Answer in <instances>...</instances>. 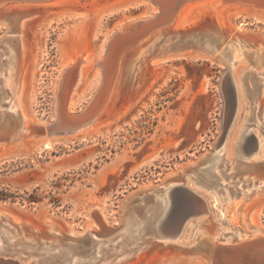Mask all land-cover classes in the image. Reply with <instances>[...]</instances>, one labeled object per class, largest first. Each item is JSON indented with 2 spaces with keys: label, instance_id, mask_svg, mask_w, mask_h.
Returning a JSON list of instances; mask_svg holds the SVG:
<instances>
[{
  "label": "rangeland",
  "instance_id": "1",
  "mask_svg": "<svg viewBox=\"0 0 264 264\" xmlns=\"http://www.w3.org/2000/svg\"><path fill=\"white\" fill-rule=\"evenodd\" d=\"M50 3L52 1L31 3L40 8H21L24 3L0 6V106H3L0 107V131L3 128L12 129L17 124V117L4 110L9 106V101L15 105L14 109L19 108L16 113L22 111L26 118L31 117L46 125L58 122L54 109L57 95H60L61 102L67 101L69 97L65 100L64 94L72 75L68 73L59 88V76L63 68L77 61L82 52L86 57L101 51L103 53L118 29L135 24L152 12L140 0H67L58 5ZM203 7L188 14L189 23L185 28L174 27V30L184 31L196 27L216 14L227 30H234L239 23H244L237 35H228L224 42L221 39L218 47H214L215 51L219 50L217 54L222 52L220 61L178 59L164 65L157 75L155 67L149 66L142 70L140 62L133 74L124 72L120 76L117 92H122L123 98L99 117V132L86 138H82L80 132L55 135L59 138L58 142L52 148H43L39 140L43 139L45 126L37 125L41 135L28 138L25 145L13 148L15 144L1 141L0 147H5L0 149V208L16 223L23 222L19 226L20 230L9 225L10 230L18 234L15 238L18 246L22 244L19 237H25L27 241L48 242L57 246L52 249L54 258L55 252L63 249V246L79 245V248L70 252L71 257L65 264H73L77 259L82 260L79 264H106V260H111L109 264H151L153 258L162 260L163 264L164 258L171 256H180L177 259L183 264V261L191 262L193 251L189 247L203 238V234L199 237L200 233L205 232L213 241L227 243V238L234 232L244 236L251 234L252 222L264 231V203H258L264 196L243 201L242 195L236 199L225 193L207 197L210 212L202 217L208 219L205 225L212 232L198 226L199 221H202L198 217V220L194 218L187 223L179 240L155 239L143 229L138 233V239H133L134 243L137 240L136 243H140L135 249L131 246L136 243L130 246L124 243L117 245L124 238L123 230L128 225L137 228L147 221V209L153 205V201L144 199L142 202L133 201L124 210L126 204L133 200L132 193L137 189L162 183L165 177L173 173L165 185L184 183L190 188L206 192L199 178L200 171L214 155L210 152L213 142L218 140L233 112V107L224 103L223 93L227 97V92L224 85L220 86L224 83L222 77L225 70H230L235 76L239 89V104L228 138L232 135L237 139L242 131L253 130L260 142L259 154L257 152L258 156L255 154L253 158L264 159V80L255 91L257 96L250 98L242 80L245 72L243 66L249 64L247 59L244 60L246 49L235 41L238 35L254 42L264 41V18L257 19L230 10L219 12L218 4L216 9ZM29 17L31 24L22 26ZM20 36H25L28 43L27 54L23 57L20 53ZM166 43L177 45L182 42L173 38ZM14 51L20 53L15 61H18L16 79L21 82L18 85L15 82L14 86L18 87L11 89L8 87L6 67L9 66L8 55ZM159 52L160 49L154 47L152 53L146 56ZM89 70L88 77L81 79L75 92L76 101L72 102L73 109L70 111L74 117L88 115L91 108L88 107L89 100L101 82L100 76L96 74L97 67L92 66ZM146 74H150L153 79L151 89L139 99L128 101L127 94L133 92ZM19 85L20 90L17 92ZM69 92L70 88L66 94ZM17 98H21L20 105ZM226 144L222 152V169H225L224 161L228 160ZM182 167H185L184 170ZM223 183L226 181L223 180ZM159 188L164 189L166 186ZM244 192L250 193V190L245 189ZM241 201L237 210L235 206ZM140 210L143 213H138ZM250 220L251 223L248 222ZM243 227L248 233L243 232ZM87 228L92 232H87ZM5 235L10 236L11 233ZM188 242L191 244L186 246ZM179 243L185 246H178ZM101 246L103 250L100 252ZM9 251L4 252L8 255L0 252V257H17ZM126 255V260L118 261ZM144 258L149 260L144 262ZM55 260L56 257L52 264H57Z\"/></svg>",
  "mask_w": 264,
  "mask_h": 264
},
{
  "label": "bare ground",
  "instance_id": "2",
  "mask_svg": "<svg viewBox=\"0 0 264 264\" xmlns=\"http://www.w3.org/2000/svg\"><path fill=\"white\" fill-rule=\"evenodd\" d=\"M50 1H52V3H50V4L58 5V4L64 3L67 0H0V6H3L4 4H8L10 6V5L15 4V3H24V4L28 3L27 5L23 4V6H20V7L21 8H27V7L33 6L34 8H40V7H36L39 5H35V4L31 5V3H46V2H50ZM140 1L145 3L146 6L148 5L147 7L152 9V12L150 15L144 16L140 21L136 22L135 24H129L128 26L121 27L120 29H118L112 35V38L110 39V42L107 45L106 50L103 51V53L101 51V52H98V54H96L94 56L86 57L84 52H82V55L77 59V61H75L74 63H69L65 68H63V70L59 76V84H58L59 88H61L60 83L62 84L63 78L68 73H71L72 75H70L71 78L68 79L67 86H66V91L70 88V92H69V94L68 93L66 94V91H65V94H64L65 100L67 97H69V98H67V101L61 102L62 99L59 97L60 95L59 96L57 95V100H56V104H55L54 109H55V114L57 116L58 122H56L55 124L46 125V124H41L38 120L33 119L31 117L26 118V116H24L25 113L23 114L22 111L19 113H16V111L19 108L14 109L15 105L10 104L12 101H9V106L7 107V109H4V110L5 111L8 110L11 114H13L14 116L17 117V119H16L17 124L12 129L11 128L10 129L8 128V130H6L4 128H3V130L1 129L0 135L1 134H3V135L0 136V144H2L1 143L2 140H5L9 143L15 144V145H12L13 148L21 146L23 144L24 145L27 144L26 142H27L28 138L41 135V131L37 128V125L45 126L43 139L39 140L41 142V145H43V148H52L55 145V142L59 139V138L54 137L55 135L75 134V133L80 132L81 137L86 138V137H89V136L99 132V127L101 125V122H98L99 117L103 113L106 114L107 111L109 112L111 110L110 107L111 106L113 107L121 98H123V93L117 92L118 87H119L118 81L120 80V76L124 72H128L129 74H133L136 71V69L138 68V65L140 62L142 64L141 67H143L142 70L144 68L152 66V67L156 68L155 74L157 75L158 73H161L164 65L170 64V62H172L174 60H178V59L220 61L221 59L219 56L222 52L217 54V51H219V50H217V49H216V51L214 50V47H218L219 42L217 40H214L211 37L212 35L210 37L205 38L204 41H200L197 39L191 43H181V44H177V45H172V44L166 43L167 41H170L171 39L178 36L179 33H187V32L192 31L193 29H201L202 27H205L208 25V20H206V21L202 22L200 25H198L196 27H192L190 29H186L184 31L174 30V27H176V28H185L186 27V25L189 23L188 14L190 12H192L193 10H196L202 6H204L203 8L211 6L214 9H216L217 4H218L219 12L230 10V11H233L235 13L249 14V15L255 16V18H257V19L264 18V13H258V12L253 11L252 9H246V8H242L240 6H227V5H225V0H196V1H193L190 3H183V4H179V5L176 4L177 0H140ZM46 7H48V6H46ZM38 11H40V10L38 9ZM212 14H214V13H212ZM212 14H211V16H212ZM216 15L212 16L211 20L217 21L216 23L219 25L220 29L218 31H220V33L217 34V37H219L220 40H221V38H224L225 36L228 37V35H231V34L237 35L238 31L240 29H242V27L244 26V23H239L234 30H227L226 28H224L222 26L221 21L219 20L220 18L218 16V14H216ZM30 24H31V21H30V17H29V19H27L23 22L22 26L30 25ZM8 32L9 31H6V33H8ZM170 34H172V36L167 38ZM4 35H5V33H4ZM161 37H162L161 41L158 42V40ZM19 40H20V44H21L20 53L23 57L27 54L28 43H26L25 36H20ZM231 40H234V39L232 38ZM235 41L239 44V46H242L243 49L244 48L246 49V50H244V52L246 54V58H244V60L247 59L249 61V64L247 66H246V64H245V66L242 65L243 69L245 71L243 76H242V80H243V83L245 85V90L247 91L248 96L250 98H252L253 95H256L255 91L257 89H259L262 81L264 80V72L261 71L263 68L262 54H263V50H264V45L262 44V42H258V41L254 42L251 40H247V39L240 37L239 35L236 37ZM154 47L159 48L160 52L155 54V55L146 56V54L152 53V49ZM243 53L242 54L240 53V54L243 55ZM19 54L16 51H14V52H11L10 55H8L9 57L7 56L8 57L7 60L9 61V66L6 67V69H7L6 73L8 74L7 78L9 79L8 87L11 89H13V88L16 89L15 86L18 85L19 82H21L20 79H18V80L16 79L18 77V64L16 62H18V61H15V59L19 58L18 57ZM127 55H128V57L125 58ZM124 58H125V60H123ZM241 60H243V59H241ZM223 61H225V60L223 59ZM0 64H1V61H0ZM3 65H5V64H3ZM92 66H93V68H94V66L97 67V73L96 74L98 77L100 76L101 82L98 86L99 88H98L97 92L94 94L93 98L89 100L88 107L90 106L91 108L89 107L90 110H89L88 115H86L85 117L84 116L83 117H74L70 114V111L73 109L72 108V102L74 103L76 101L75 97L77 95H75V92L77 90V87H79L78 86L79 82L81 81L82 78L86 77V75L90 71L89 69L92 68ZM236 73H237V71H236ZM142 74H143V72H142ZM145 76L146 77L144 79H142V78L140 79V81L137 83V87L133 90V92H130L129 94H127L128 96L126 97V99L128 101L132 102L136 99H139L141 96L147 94L148 91L151 89V86L154 83L153 79L151 80L150 74H149V76H147V74ZM233 78H234L235 88H236V104H235V113H236L237 105L239 104L238 103L239 89H238V85H237L238 82H237V80H235L236 79L235 76H233ZM15 82H16V85L14 86ZM130 83H132V82H130ZM121 84H120V86H121ZM240 85H241V83H240ZM20 86L21 85H19L17 92H19ZM16 87H18V86H16ZM58 90H60V89H58ZM263 95H264V90H263ZM223 97L226 98V95L224 93H223ZM17 99H18V104L20 105L19 101H21V98H20V100H19V98H17ZM78 99L79 98H77V100ZM0 107L3 108V106H0ZM19 107H21V106H19ZM234 116H235V114H234ZM251 116H250V118H251ZM233 120H234V117L227 124L228 130L226 131V128H227V125H226L224 127V129L222 130V133H221L220 137L218 138V140H215L213 142V145H212L213 148L210 152L213 153L214 155L209 159L208 165L204 166L200 171V175L202 177L200 176L199 178H200V181L203 183L206 192L205 191H198V190H195L193 188H190V187L186 186V184H184V183L175 184V185H168V186L165 185L166 181L168 180L167 178L169 176L172 177L171 175L173 173H171L167 177H165V179L162 183H154L153 185H150V186L147 185V186H144L142 188L137 189L136 191H134V193H132V195H134L133 200H130L126 204V206L124 207V210H126V208L129 205H132L135 201L142 202V200H144V199H148L149 202L153 201V205L149 206L147 209V216H146L147 221L142 226L137 227V228L132 227L131 224L128 225L125 228V230H123V232H125L124 238L122 239V241L118 240L120 242L117 243V245L120 243L121 244H123V243L128 244L129 246L131 244L132 245L135 244L136 242H138L137 236L140 234L139 232H141V230H143V229H145V231H144L145 233L147 231H149L155 239H161V240L171 239V237L166 233L165 229L162 227L161 224H162L163 219L166 217V213H167V211L171 205V198H170L171 194L170 193L172 191L173 186H177V185L180 186L181 185V186L191 190L192 192H196V193H199L201 195H207V196H210V195L222 196L225 193H228L230 195V198H236L237 199V197L242 195V197L245 198V199L243 198V201L249 200V199L251 200V199H255V198L257 199V198H261V196H264V182L262 180L258 179V175L255 172V170H256L255 162L258 160H262V159H259V157H258V158H254L252 161L249 162L246 160V156H245V153L243 151V145H244V142H245L247 136L250 134H253V135H255V134H254L253 130H249V131L244 130V131H242L241 135L239 137H237V139H235V137L233 138L232 135L230 138H228L229 132H230L229 130L231 128L230 126H231ZM222 122H224V117H223ZM12 126H13V124H12ZM257 141H258V149L255 153H253L254 157H255V154L257 152L259 154V151H260V142L258 140V137H257ZM225 144H226V148H225L226 153L225 154L226 155L228 154V158H226L228 160L224 161V162H226V165L224 167L225 169H222L223 168L222 167V164H223L222 161L224 159V155L222 154V152L224 150ZM4 147L5 146H2V147H0V149H3ZM207 155L208 154H204L203 156H207ZM196 162L200 163V162H202V160L200 162L199 161H196ZM196 162H195V164H196ZM182 168L184 170L185 167H182ZM182 168H181V170H182ZM174 173L178 175L177 171H175ZM238 175H240V177L236 180ZM223 180H225L226 183H223ZM162 185L166 186V188H164V189L159 188ZM245 189H249L250 193L244 192ZM207 191L209 193H207ZM139 196H142V198ZM238 200H236V201H238ZM243 201H241L239 205L235 206V208L237 210ZM262 202L264 203V198L261 200H258V203H262ZM145 204L146 203H144L142 205H145ZM209 212H210V208L206 214H208ZM250 212H252V211H250ZM138 213H143V212H142V210H140V212H138ZM209 217H210V214H209ZM15 218L17 219V217H15ZM201 218H202V221H199L198 226L202 227V228L204 227L205 230L211 231V228L208 225H205V222H207V221H205V219H203L202 216L200 217V219ZM197 220H198V218H197ZM211 221H212V219H211ZM3 222L8 223V225H4ZM248 222L251 223L252 221L250 220ZM21 223H23V222H21ZM21 223H16L15 220L9 214L4 213L3 210L0 208V252L4 253L5 250H10L9 252L12 253V255L17 256L16 258L15 257H13V258H15V260L18 262V264H52V260H54L55 257H56L55 261L57 262V264H65V262H67V260L71 257L70 252L72 250H74L75 248L80 247L79 245H76V246L72 245L69 247L63 246V249L61 248L62 250L60 249L57 253L55 252L56 256L54 258H52V255H53L52 249H54V248L56 249L57 246H52L51 243H48V242L39 243L35 240L27 241V240H25V237H19L22 240V244H21V246H18L19 245L18 240L15 239L18 234H16V231H11L9 228V225L13 226L15 229L20 230L19 226ZM189 224L191 226V223H189ZM252 224H250V226L253 228V231L251 234L248 233L247 229H245L243 227L242 228L243 232H245V234L248 233V235L244 236L241 233H238V232L235 233L234 232V234L231 237L227 238V243H232V242L238 243V242H242V241H246L249 239H253V238L262 236L264 231H262V229L259 226L254 225L253 222H252ZM2 225H4L3 229L1 227ZM186 225L181 230V232L178 234L176 239L179 240V237L181 236L182 232L188 226V225L187 226ZM87 229H88L87 232H92L89 228H87ZM208 231H206L207 234L210 232V231L209 232ZM7 233H9V234L11 233V235L5 237L6 236L5 234H7ZM214 233H215V231H214ZM214 233H213V235H214ZM201 234H203V238L200 240H197L196 243H194L191 247H189L192 249L191 251H193L192 254L190 255L191 256V262L188 263V262L183 261V264H191V263L192 264H204L205 263V261H204L205 249L204 248L206 246L210 247L212 245L211 243H217L218 242V240L213 241V239L208 237V235L206 236L205 232L200 233L199 237L201 236ZM113 236H111V237H113ZM183 236H184V233H183ZM118 237H121V236H118ZM134 237L137 238L136 239L137 241L135 243L133 240ZM226 237H227V234H226ZM244 237L246 239H244ZM236 238H239V240H236ZM11 239H12V241H11ZM105 243L106 242H104V246H105ZM222 243L225 244L224 241ZM222 243L220 242L219 244H222ZM183 244L179 243L178 246H185V245L188 246L189 244H191V242H188L185 245H183ZM138 245H140V243H136L135 245H133L131 247L132 248H134L136 246L138 247ZM111 247H110V249H112ZM102 250H103V247L101 246L100 252ZM11 251H13V252H11ZM106 252H104V253H106ZM208 253H209V249H208ZM74 254H75V252H74ZM5 255H8V254H5ZM93 255H95V254H93ZM110 255H111V253H110ZM178 257H180V256H178ZM178 257L171 256V257L164 258L165 261H163L164 262L163 264H181V262L178 261L179 259H177ZM90 258H92V257L90 256ZM93 258H95V256ZM127 258H128V256L126 255L123 258L119 259L118 261H124ZM157 259L158 258H153L152 260H150V263L151 264H156V263L162 264V260L158 261ZM148 260H149L148 258H144V262H146ZM81 261H79L77 259L76 261H73L72 263L73 264H79V262H81ZM93 262H95V260ZM106 262H107L106 264L112 263L111 260L110 261L106 260ZM86 263H89V261H87ZM104 263H105V261H104ZM83 264H85V263L83 262ZM97 264H98V262H97Z\"/></svg>",
  "mask_w": 264,
  "mask_h": 264
},
{
  "label": "water",
  "instance_id": "3",
  "mask_svg": "<svg viewBox=\"0 0 264 264\" xmlns=\"http://www.w3.org/2000/svg\"><path fill=\"white\" fill-rule=\"evenodd\" d=\"M196 0H177L176 4L190 3ZM227 6H240L246 9H252L258 13H264V0H225ZM217 21L208 20V25L201 29H193L187 33H179L175 38L180 39L182 43H191L194 40L204 41L205 38L211 37L219 41L217 34L219 25ZM228 37L221 38L224 42ZM264 45V41L260 40ZM254 46V45H253ZM263 58V72H264V50ZM224 78V85L227 97H223L224 103L233 107L231 119L235 114L236 104V88L233 75L230 70H225L222 80ZM225 94V93H224ZM231 123V122H230ZM228 130V125L226 131ZM258 149L257 137L253 134L247 136L243 151L247 161H252L253 153ZM253 155V156H252ZM255 172L258 179L264 182V159L255 162ZM254 168V169H255ZM171 205L166 213V217L162 221V227L166 233L171 237V240H176V237L185 227V225L194 218L205 216L210 208L207 195H201L196 192L183 187L173 186L171 191ZM208 221V219H205ZM210 247L206 246L204 253V264H264V234L260 237L249 239L242 242L232 243H211ZM209 249V253H208ZM0 264H18L13 257H0Z\"/></svg>",
  "mask_w": 264,
  "mask_h": 264
}]
</instances>
